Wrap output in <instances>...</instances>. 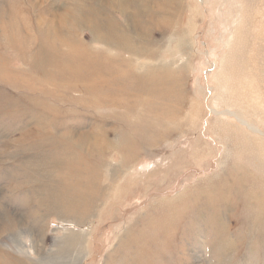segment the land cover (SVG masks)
Returning <instances> with one entry per match:
<instances>
[{
    "label": "rangeland",
    "instance_id": "obj_1",
    "mask_svg": "<svg viewBox=\"0 0 264 264\" xmlns=\"http://www.w3.org/2000/svg\"><path fill=\"white\" fill-rule=\"evenodd\" d=\"M0 264H264V0H0Z\"/></svg>",
    "mask_w": 264,
    "mask_h": 264
},
{
    "label": "bare ground",
    "instance_id": "obj_2",
    "mask_svg": "<svg viewBox=\"0 0 264 264\" xmlns=\"http://www.w3.org/2000/svg\"><path fill=\"white\" fill-rule=\"evenodd\" d=\"M120 3H125V0H118ZM241 121V120H240ZM243 125H247V127H250L252 131H257V129L253 128L252 126L245 124L243 121H241ZM85 137V136H84ZM70 222H64L63 225L66 226L63 228L64 232H67L70 230V227H67V225H69ZM72 227V226H71Z\"/></svg>",
    "mask_w": 264,
    "mask_h": 264
}]
</instances>
